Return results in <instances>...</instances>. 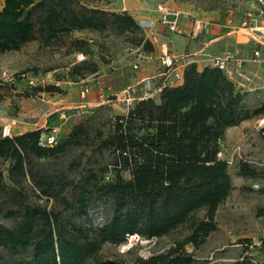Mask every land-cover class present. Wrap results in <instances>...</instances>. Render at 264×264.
<instances>
[{
    "label": "trees",
    "instance_id": "obj_1",
    "mask_svg": "<svg viewBox=\"0 0 264 264\" xmlns=\"http://www.w3.org/2000/svg\"><path fill=\"white\" fill-rule=\"evenodd\" d=\"M108 28L134 33L145 51L153 50L128 11L89 7L80 0H0V53L19 50L32 40L53 45L73 30ZM85 67L96 71L95 64ZM244 101L243 89L223 70L212 65L199 70L191 63L183 83L164 88L159 99L139 100L127 114L113 116L108 134L98 130L91 138L89 125L82 122L55 146L39 144L41 128L1 136L0 159L11 160L13 186L0 169V213L14 224L0 223V264H195L184 246L205 242L218 226L219 205L233 190L229 164L218 151L227 128L251 116ZM261 110L264 104L254 113ZM90 142L95 150L114 154L115 180L103 181L106 166H84L78 180L38 167L44 159ZM247 161L241 159L240 174L254 176ZM77 166L72 162L67 170ZM122 170L131 178H124ZM25 178L60 207L28 200L22 188ZM101 198L112 201L109 221L97 226L75 221L86 214L91 201ZM181 227L187 234L162 253L131 262L100 255L105 242H125L129 233L155 238Z\"/></svg>",
    "mask_w": 264,
    "mask_h": 264
},
{
    "label": "rangeland",
    "instance_id": "obj_2",
    "mask_svg": "<svg viewBox=\"0 0 264 264\" xmlns=\"http://www.w3.org/2000/svg\"><path fill=\"white\" fill-rule=\"evenodd\" d=\"M80 1L89 7L116 12L128 11L144 32L148 26L147 19L152 16L153 10L160 2L179 10L187 21L194 22L199 19L209 24H222L229 16H233L238 23L243 9L241 0ZM159 31L170 49L177 53L197 51L208 41L206 36L200 37L199 40V37L191 39L187 34H177L166 29L160 28ZM236 35L210 43L206 51L213 54L232 49L245 58L246 77L239 78L246 83L242 88L245 92L244 105L251 116L234 125L221 139V144L227 149V156L234 157V163L229 164L233 190L219 205L216 211L218 226L205 242L199 245L187 243L184 246L186 251L195 256V264H235L242 260L264 264V110L254 113L264 104V46L259 45L244 31ZM256 48L261 51L258 57L254 55ZM143 50V43H137L134 33L119 34L108 28L104 31L73 30L65 34L62 41L53 45L48 46L40 40H32L19 50L0 53V116H13L17 124H33L40 119L39 109L52 104L55 107L63 106L67 116H72L68 129L64 135H59L60 138L67 137L73 127L82 122L89 125L91 138L96 136L98 130L108 134L112 130L111 118L125 115L129 111L124 103L114 101V94L149 72V66L144 63L143 68L136 70L133 67ZM196 57L202 58L196 63L197 66H207L211 63L209 55ZM90 64L96 66L93 73L85 67ZM5 71L12 76L27 71L45 80L41 85L44 89L28 88L24 80L12 83L4 79ZM86 85L91 86V92H94L83 96L82 91ZM49 86H56L57 89L48 90ZM94 95L98 98H92ZM159 96L155 98L159 99ZM103 99L113 100L99 103ZM15 135L14 133L13 136ZM94 141L97 142V139L94 138ZM91 142L68 148L65 152L44 159L38 167L58 175L66 172L68 176H76L75 179L78 180L79 172L84 166H106L103 181L115 180L117 173L113 164L114 154L109 150H95ZM237 147H240L241 154L255 171L254 176L240 174L241 159L235 153ZM72 162L78 166L74 171H68ZM10 164L11 160L0 159V169L4 172L5 180L9 186H13L8 172ZM121 174L124 178H131L128 170H122ZM22 188L30 201L47 204L49 208L55 203L53 199L48 201L40 195L39 189L30 178L23 180ZM55 204L60 207L58 203ZM3 206L6 207L5 204ZM2 214L3 211L0 213V223L12 226L14 221L4 218ZM113 215L112 201L101 198L91 201L86 214L75 217V221L97 226L109 221ZM187 232V229L181 227L165 236L144 237L143 241H138L132 246L124 242H105L100 255L104 259L126 262H131L137 257L147 258L164 252L176 240L183 239Z\"/></svg>",
    "mask_w": 264,
    "mask_h": 264
},
{
    "label": "built area",
    "instance_id": "obj_3",
    "mask_svg": "<svg viewBox=\"0 0 264 264\" xmlns=\"http://www.w3.org/2000/svg\"><path fill=\"white\" fill-rule=\"evenodd\" d=\"M243 9L239 16L238 23L235 22L233 16H229L224 23L220 24L223 30L230 35H236L241 31L249 34L259 45L264 46V0H241ZM182 15L179 10H175L164 2L157 4L153 10L152 16L147 19L148 26L146 28V36L153 44L152 51H142L138 61L133 63L134 69L143 68L144 64L150 67V63L156 62L155 71L152 75L144 76L134 82L127 84L119 93L114 94V101L124 103L128 110L142 99L155 98L160 95L162 90L169 86H175L183 83L185 70L191 63H198L202 58L196 55H209V61L214 67H218L232 79L238 86L239 77H243V66L245 58L240 56L237 50L225 49L220 52L210 54L205 48H201L196 52L184 51L177 53L170 49L168 43L163 40L160 28L177 34H189L191 37H197L209 25V22L203 20H195L191 29H187L181 23ZM260 48L254 50L256 57L260 56ZM144 63V64H143ZM4 79L16 83L19 79L24 80L28 88L41 86L45 80L29 74L27 71L15 74V76L4 72ZM96 83V82H95ZM99 84L100 81L98 80ZM240 87V86H239ZM241 88V87H240ZM242 89V88H241ZM92 90V87L86 85L82 91V95L86 96ZM113 99H103L99 103H106ZM16 119L4 123L1 129V136H12L13 126ZM39 144L41 146H55L60 141L59 126L50 128H41ZM227 149L224 144L218 151V157L227 160L228 164L234 163L233 156H227ZM235 153L240 159L245 160L241 154L240 147L235 148ZM144 237L139 233H129L124 242L127 245H133L138 241H143Z\"/></svg>",
    "mask_w": 264,
    "mask_h": 264
},
{
    "label": "crops",
    "instance_id": "obj_4",
    "mask_svg": "<svg viewBox=\"0 0 264 264\" xmlns=\"http://www.w3.org/2000/svg\"><path fill=\"white\" fill-rule=\"evenodd\" d=\"M181 23L184 24L188 30L191 29L192 24H193V22L187 21L183 17H182ZM203 34H205V35H203ZM187 35H189V34H187ZM203 36H206L208 41L205 42V46H202L201 48L206 49V47H208V45L214 41H218L219 39H226V38L228 39V37H230V36H237V35H230V34L226 33V31L222 29V27L220 26L219 23H215V24H209L206 27V29L203 32H200V34L197 37H191L190 36V38L191 39H198V37H199V40H200V37L203 38ZM201 48L197 49V51L200 50ZM194 52H196V51H194ZM155 66H156V62H153L149 67V72L142 75V77L152 75L155 71ZM204 67H205V65L202 67L198 66V69L201 70ZM243 72H244L243 76L246 77L245 76V73H246L245 63L243 66ZM247 78H248V76H247ZM237 82L241 88H243L246 85V83L244 81H242L241 78H239ZM92 92H94V91H92ZM96 95L92 96V98H98V96L96 97ZM63 109H64L63 106L62 107H55V106H52V104L44 105V107L42 109H39V113H40L39 114L40 115L39 121H37L33 124L29 123V122L28 123L25 122L24 124L20 122L17 124V120H16V124L13 126V134L15 133L16 135H18V134H21V133H24L26 131L33 130V129L50 128L52 126L59 125V128H60L59 135L60 134L64 135V133L68 129L69 121L71 120L72 116H70V115L67 116V112ZM13 118H14L13 116H0V125H3L4 123L10 122L11 119H13ZM64 125H65V128H64ZM233 127H234V125L228 127L226 130V133L230 132L233 129ZM0 137H1V129H0Z\"/></svg>",
    "mask_w": 264,
    "mask_h": 264
}]
</instances>
